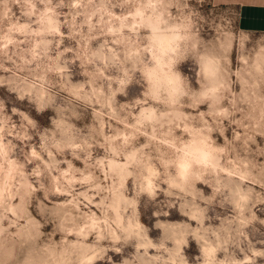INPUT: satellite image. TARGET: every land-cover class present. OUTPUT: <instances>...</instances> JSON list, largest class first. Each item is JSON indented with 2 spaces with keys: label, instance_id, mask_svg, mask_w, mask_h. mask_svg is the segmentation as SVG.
I'll list each match as a JSON object with an SVG mask.
<instances>
[{
  "label": "clouds",
  "instance_id": "1",
  "mask_svg": "<svg viewBox=\"0 0 264 264\" xmlns=\"http://www.w3.org/2000/svg\"><path fill=\"white\" fill-rule=\"evenodd\" d=\"M203 4L0 0V264H264V35Z\"/></svg>",
  "mask_w": 264,
  "mask_h": 264
},
{
  "label": "rangeland",
  "instance_id": "2",
  "mask_svg": "<svg viewBox=\"0 0 264 264\" xmlns=\"http://www.w3.org/2000/svg\"><path fill=\"white\" fill-rule=\"evenodd\" d=\"M190 4H195V0H190ZM192 11L195 13L194 19L196 20L198 27L200 29L202 39L209 44H216L217 42L227 41L230 37H234L237 41L244 36L254 37L257 33L264 35L261 32H244L241 31L238 26L237 17V5L233 0H204V4L196 5ZM247 48V44H246ZM254 50L253 48L248 49L249 53ZM79 78V77H77ZM0 95H7L2 90H0ZM11 102L20 108H31V105L27 101H17L9 97ZM119 100L123 101L124 97H118ZM76 110L83 112L85 114V119L90 125L86 129V134H91L96 136L98 132L107 131L111 132L114 129H119L123 127L120 122V118L112 119L110 116L104 115L103 113L97 114L95 109L88 110L84 105H75ZM98 107V106H97ZM120 113L125 114L128 110L127 105H119ZM35 116V113H32ZM46 116L37 117L41 123L46 122ZM185 117L190 120H196L197 118H204V113L196 110H189L185 114ZM168 131L173 134H182L181 128H169ZM158 150V151H157ZM154 154H162L165 149L161 145H153L150 148ZM193 195H199L195 191ZM203 197H201L202 199ZM57 209L54 206H46L42 209L41 219H48L51 213L56 212ZM143 211V208H142ZM35 215V213H32ZM161 219H164L161 217ZM171 219H181L179 216V211L175 208L172 209ZM193 250L195 245L193 244Z\"/></svg>",
  "mask_w": 264,
  "mask_h": 264
},
{
  "label": "crops",
  "instance_id": "3",
  "mask_svg": "<svg viewBox=\"0 0 264 264\" xmlns=\"http://www.w3.org/2000/svg\"><path fill=\"white\" fill-rule=\"evenodd\" d=\"M233 2L237 5L240 30L264 33V0H233Z\"/></svg>",
  "mask_w": 264,
  "mask_h": 264
}]
</instances>
